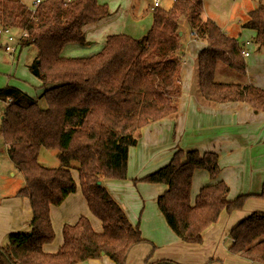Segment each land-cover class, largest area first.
<instances>
[{"label":"trees","instance_id":"trees-1","mask_svg":"<svg viewBox=\"0 0 264 264\" xmlns=\"http://www.w3.org/2000/svg\"><path fill=\"white\" fill-rule=\"evenodd\" d=\"M202 11V0H175L170 8L153 10V23L143 38L111 35L97 54L68 58L62 55L67 45H88L84 27L110 16L106 3L43 0L27 6L20 0H0V27L26 33L18 51L37 50L28 68L44 86L37 99L11 86L0 90V138L25 182L18 196L30 200L33 215L28 232L12 234L0 245V264H78L101 257L126 264L131 250L143 242L139 228L105 188V181L127 179L129 153L138 143L139 130L177 115L180 26L186 16L191 15L194 36L206 42L195 59L194 89L202 100L245 103L255 113H264V90L216 80L219 64L235 70L239 78L245 76L244 47L213 20L203 21ZM242 28L253 31V44L264 50V4L249 13ZM42 149L56 150L59 166L42 165ZM198 170L216 180L218 154L179 149L167 165L135 180L167 187L157 199L158 208L169 228L187 244H200L204 231L223 211L242 209L252 196L230 201L229 187L218 181L200 189L192 205V180ZM73 171L103 233H96L82 216L76 224L64 226L62 246L48 254L43 246L55 237L50 211L77 191ZM256 196L264 200V183ZM229 237L230 254L264 264V212L245 217ZM166 262L176 264H153Z\"/></svg>","mask_w":264,"mask_h":264},{"label":"crops","instance_id":"crops-1","mask_svg":"<svg viewBox=\"0 0 264 264\" xmlns=\"http://www.w3.org/2000/svg\"><path fill=\"white\" fill-rule=\"evenodd\" d=\"M20 1L27 6H32L34 2L33 0ZM99 2L108 4L105 1L99 0ZM172 4L173 0L171 4L164 6L170 8ZM129 7L130 9H128ZM131 9L133 7L131 8V5L128 4L125 8L124 19L117 18L116 14L110 10L109 17L85 26L83 30L88 45H67L62 55L68 58H85L95 55L103 49L107 38L115 34H126L135 39L146 36L153 23V0L150 17L145 15L143 19L135 18L137 27L132 31L129 28L130 22L133 21L130 17ZM251 11L248 12V15ZM201 19L206 21L210 18L206 12L202 11ZM219 27L228 35L229 32L224 27ZM242 30L251 36L250 39H245L242 43L244 51L248 53V56L244 57L245 59L250 57L251 48H254L255 33L243 28ZM183 34L184 31L181 32L183 54L180 68L181 94L178 99L177 115L151 123L139 130L138 143L130 149L129 153L128 179L105 181V188L125 209L131 222L136 223L137 213L130 211L135 209L137 212L143 206L144 211L140 217L141 233L146 240H150L149 242L154 245L150 257L151 245L139 244L135 246L131 250L126 264H143L147 258L152 264L162 261H171L176 264H257L230 254L228 248L232 228L253 212H264V200L256 196L260 194L264 183V113H255L254 109L245 103L213 104L202 100L194 89L196 78L194 64L198 53L206 47V42L198 37H189V34L183 36ZM192 34L194 33L192 32ZM6 43L5 37H0L1 50ZM247 47L250 49L247 50ZM32 48L34 47H26L15 55H7L5 51L0 53V90L7 86L15 87L34 99L43 94L44 86L40 81L39 87L42 89V93L40 96L33 97L29 91L31 85L23 84L20 80L21 77L28 75L30 72L28 66L37 55L31 54ZM26 50H30L29 56ZM245 63L246 74L244 77L239 78L235 74V70L231 68V70L227 69L231 72L230 75L223 73V76L229 81L223 77L220 78L222 80H218V73L216 80L251 84L264 90V69L261 72H254L253 65L250 66L246 60ZM2 144L1 158L5 156L11 162L12 169L7 175L4 173L0 175V245L5 244L12 234L28 232L33 216L30 200L18 196V193L25 187L23 177L17 178L16 172H14L15 165L9 158L7 147L3 141ZM179 149L184 152L197 150L202 154L206 152L218 154L220 174L216 180H211L206 171L195 172L190 194L192 205H194L200 189L218 181L226 183L229 187L228 199L230 201L240 195H252L246 200L242 209L231 213L223 211L217 223L204 231L200 244H187L181 241L169 228L157 206L158 197L167 190L165 185L152 184L148 187L143 183L133 184L134 180L141 179L167 165L175 151ZM56 158L57 156L54 155V160ZM72 175L78 184L77 191L60 206L52 207L50 211L55 237L51 243L43 246L44 252L48 254L57 253L62 246L64 226L76 224L82 216L89 219L96 233H103L102 223L88 208L79 186L78 173L73 171ZM146 201H151V203ZM143 215L146 216L144 220ZM145 226H147L146 231L143 229ZM78 264H114V262L108 257H101Z\"/></svg>","mask_w":264,"mask_h":264},{"label":"rangeland","instance_id":"rangeland-1","mask_svg":"<svg viewBox=\"0 0 264 264\" xmlns=\"http://www.w3.org/2000/svg\"><path fill=\"white\" fill-rule=\"evenodd\" d=\"M22 1L24 2V0H22ZM27 1H31V0H27ZM33 1H35V0H33ZM100 1L101 2H104V1L108 2L107 5L109 6V10H111L112 13L116 14L117 18H121V19L125 18V16H126L125 8L127 7L128 4H130L131 8L133 7V9H131V13H130V17L133 20L130 22V27H129V28H131L130 31L136 29V27H137V23L135 22L136 21L135 18L143 19V17L145 15H148V17H150V14L152 13L150 10L152 0H100ZM202 1H203V11L207 13L208 17L210 19H212L213 21H215L219 26L224 27L229 32L228 35H230L231 37H234L241 45L245 39L247 40V39L251 38L250 34L248 32H245L244 30H242L241 27H242V24H244L245 22L248 21V12L253 10L254 8H256V6L260 5V3H258L259 0H202ZM173 2H174V0H173ZM260 2H261V4H264V0H260ZM171 3H172V0H162V7L168 6ZM128 9H130V7ZM190 18H191V15H188V17L186 16V18H184L181 21L180 30H181V32L184 31L183 36H185V34H187V35L189 34V37H194V34H192ZM200 39L203 40L202 38H200ZM248 49H250V48L247 47V50ZM30 50H26V53H28V56L30 54ZM1 52H3V50L0 49V53ZM31 54H34V55L37 54V50L35 48H32ZM180 54H181L180 58L182 61V54H183L182 49H181V52L179 53V55ZM250 54H251L250 57L245 58V60L247 61V63H249L250 66L253 65L254 72H261L262 69H264V61L262 62V60H264V50H258L256 48V46L254 45V48H251ZM181 66H182V62H181L180 68H181ZM195 69H196V66H195ZM227 69L231 70V68L224 66L222 64H219L218 70H217L218 71L217 72L218 73L217 74L218 80H222V79H220L221 77L226 78L225 76H223L224 72L227 75L231 74V72H229ZM235 74L237 75V73H235ZM179 75H180V72H179ZM20 80L22 81L23 84L29 83L31 85V87L29 88V91L32 93L31 96L35 97V96L41 95L42 89L39 87L40 82L30 72H28L27 76L21 77ZM226 80L229 81L227 78H226ZM222 82H226V81H222ZM194 84H196V78H195ZM200 97H201V95H200ZM0 122H1V118H0ZM2 146H3L2 140L0 139V175L3 173L7 175L9 173V170L12 169V164L9 160H7L5 158V156H4V158H1L2 157L1 150L3 148ZM41 153L42 154L40 155L39 161L42 165H44L46 167H50V168L59 166L58 158H56V160H54V155L57 156V154H58L57 151L42 149ZM14 172H16L17 178L21 177V174L19 175L18 174L19 172L17 170H15ZM75 177H77V175H75ZM127 179H128V176H127ZM139 183H143V182H135V180L133 181L134 185H137ZM143 184L148 185V187H150V185H152V184H147V183H143ZM147 189H149V188H147ZM145 191L147 192V194H149V192L147 190H145ZM146 202L151 203V201H146ZM157 206L155 205L156 210H157ZM124 211H125V209H124ZM143 211H144L143 206L137 212L135 209H133V211H130L131 213L132 212L137 213V217L135 218L136 223L134 221L131 222L130 217L128 216V213L125 211L127 216H128V219L130 220L132 225L138 227L140 232H141L140 217L143 214ZM145 217L146 216L143 215V220ZM151 220L152 219L150 218V221ZM146 227L147 226H145L143 228L144 231H146ZM141 235H142V233H141ZM143 237H142L143 242L141 244L142 245H145V244L151 245L150 246L151 247V249H150L151 253L149 255V257H150L152 255L154 245L151 242H149L150 240L148 241V240H146L145 237H144L145 239ZM229 245H230V243H229ZM147 260H149V259L147 258L143 264H152V263H150L151 262L150 260L149 261H147Z\"/></svg>","mask_w":264,"mask_h":264},{"label":"built area","instance_id":"built-area-1","mask_svg":"<svg viewBox=\"0 0 264 264\" xmlns=\"http://www.w3.org/2000/svg\"><path fill=\"white\" fill-rule=\"evenodd\" d=\"M70 1V0H66ZM43 0H35L33 4L36 6L40 5ZM162 5V0H153V9L160 7ZM26 36V33H14L10 28H2L0 27V37H5L6 45H5V53L8 55H14L18 52L19 44L21 39ZM248 53L243 52V57H247ZM2 112L1 102H0V115Z\"/></svg>","mask_w":264,"mask_h":264}]
</instances>
